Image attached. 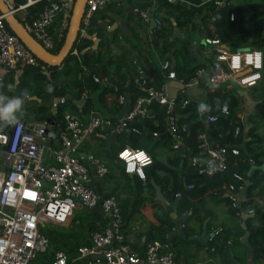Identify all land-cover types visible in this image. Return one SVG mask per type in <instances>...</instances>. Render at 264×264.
<instances>
[{
    "label": "built area",
    "instance_id": "obj_1",
    "mask_svg": "<svg viewBox=\"0 0 264 264\" xmlns=\"http://www.w3.org/2000/svg\"><path fill=\"white\" fill-rule=\"evenodd\" d=\"M38 0H25L24 3L13 7L11 0H3L10 12L25 10L28 4ZM38 12L23 23L28 32L44 47L52 52L57 48L58 37L67 25H56V18L69 16L74 0H41ZM113 0H85L79 30L86 32L93 14L106 7ZM117 0H115L116 2ZM174 3L178 0H165ZM212 6L220 7L224 0H207ZM114 2V3H115ZM119 3L117 2L116 5ZM131 12L137 15L140 24L145 25L149 18L147 8L132 6ZM25 12V11H24ZM16 14V13H15ZM4 14L0 12V67L5 69L23 68L25 66H39L38 59L22 44L18 37L6 26ZM229 19H233L232 12ZM155 27H151L142 40V47L146 50L144 56L149 61V50L163 46V37L157 29L161 26V19L152 17ZM84 34V33H83ZM202 45L214 47V60L217 65L197 67L186 78L175 77L173 63L169 58L158 60V66L165 73L164 81L159 86H153L143 78V70L138 67L137 75L131 81L138 87L139 94L129 101L122 91H116L115 102L123 107V112L116 118L102 115L97 109L89 107L84 117L78 111L68 107L61 110V125L55 126L53 119H21L14 125L6 126L0 131V264H32L30 261L48 249V238L40 231V227L48 223H63L75 209L94 207L100 210V219L94 221L89 230L88 242L76 247V255L71 261L79 264H173V253L169 243L165 240L151 238L144 243L141 252L133 249L127 241L126 234L121 229L122 218L119 212L117 198L113 194L98 195L92 188L94 177L102 178L108 171L105 162L91 150L79 153L83 142L99 128L109 131L128 127L134 118H149L155 127L151 135L158 136L160 127L166 131L169 148L174 156L182 159L198 174L214 175L226 168L229 156L236 157V161L244 162L249 167L256 166L257 160L252 154H243L239 148L229 141H219L223 133H217L212 139L205 130L196 134V150L190 152L183 145V136L188 129L186 122L178 120L176 108L186 104L190 99L185 89L200 87L202 97L212 91L218 84L225 89L235 87L238 90L255 86L261 78L263 54L257 48H245L228 51L219 45L216 37L203 36ZM216 47V49H215ZM77 55V50L69 51ZM259 65V66H257ZM83 71L87 72L84 65ZM207 75L202 77L204 73ZM111 67L107 76L113 75ZM91 78L97 83H108L107 77L92 73ZM176 80L181 83L174 95L169 93L167 81ZM87 91L81 92L79 98H86ZM56 100H53V98ZM49 100L48 107L56 109L63 105L66 98L56 95ZM178 97V99H177ZM25 98H29L25 95ZM152 102L160 106V119H155L153 111L148 109ZM219 113L227 114V106L221 104ZM197 116L205 123L215 119L212 113L198 112ZM240 125V124H239ZM232 126V136L239 135L241 126ZM129 128V127H128ZM115 159L120 163L126 174H131L139 180L145 179V169L151 164V155L143 148L123 144L115 152ZM236 181H242L243 174H234ZM243 184L235 185L226 181L222 187L227 204L234 218L242 214H252L253 209L241 206L242 198L239 190ZM182 189H192L193 181L181 180ZM217 188L208 191L216 193ZM182 191L177 189L175 197H180ZM61 217H63L61 219ZM222 226L211 227L207 231L206 241L209 251L215 250L220 241ZM226 243L230 240L225 239ZM49 264H70L67 254L62 249H55Z\"/></svg>",
    "mask_w": 264,
    "mask_h": 264
},
{
    "label": "trees",
    "instance_id": "obj_2",
    "mask_svg": "<svg viewBox=\"0 0 264 264\" xmlns=\"http://www.w3.org/2000/svg\"><path fill=\"white\" fill-rule=\"evenodd\" d=\"M11 1L13 7H17L25 2V0ZM163 4L168 7L164 15L161 17L163 23L161 22L162 24L157 31L163 37L162 43L165 46H174L171 59L175 77L186 79L197 67L203 66L211 68L217 65L218 63L214 60V55L216 53L214 49L210 50L208 54L204 56L198 54L200 51L199 48L202 45L201 42L188 44L183 41V44L175 46V44H178V39L169 37L173 26L172 21L179 30H182L191 22L193 12L187 7L177 4L171 5L165 0ZM41 5V0L28 4L24 10V17L19 18V20L22 23H25L27 19L38 12ZM231 12L233 14L232 20L229 19V14ZM65 19L67 22L68 15L65 16ZM64 32L65 27L62 29L61 34L58 37L57 48L52 52L58 50ZM198 32L199 38L203 36L216 37L219 41V45L228 51L245 48H257L262 51L264 47V0H224L222 6L210 7L201 16ZM118 38L127 41L130 50L135 53V55H131L132 53L126 49L121 50L118 54H110V43L116 44L119 40ZM93 44H95L97 49L93 50ZM71 48L77 50V55H73L69 52L59 66H50L38 60L39 65H42V67H39L38 65L11 69L0 67V95L5 96L6 98L19 96L24 100V104L22 105L23 115L21 119H26L28 118V115L31 114L33 118L37 120L46 118L56 121L60 119L63 107H68L69 109L78 111L82 114L91 106V101L86 99L82 107L78 109L71 99L78 98L80 93L86 90L87 93H92L97 100L101 101L104 94L113 89L112 85L115 86L117 91H120L121 85L127 77L131 80L137 75L138 67L143 70L142 76L146 82L151 83L153 86L157 87L164 81L165 73L160 70L155 58L151 57L149 61L146 59L144 56L146 50L140 46V42L133 31L126 34L120 31L119 28L107 30L103 25L98 23L96 16L94 15L90 20L85 35H78ZM82 65H84L87 71L86 73H84L85 71L81 68ZM121 66L124 70L121 69ZM109 67L113 69V75L110 77L107 76V69ZM92 73H100L106 76L108 83L94 82L91 78ZM258 85L259 87L255 90L264 89V55L262 74ZM47 86L52 89L51 92L46 90ZM25 95H28L29 98H25ZM56 95H62L65 98L66 96H69L70 99L66 98L65 103L63 105H58L52 112L42 105L34 106L36 100L31 98L32 96H35L41 100ZM3 102L7 103V99ZM238 103V94L235 89L227 90L224 85H217L212 91L205 93L204 98L200 101L190 99L186 104L179 105L176 108L178 120L189 124L188 129L183 136V145L187 146L190 152H195L197 143L196 134L199 131L205 130L212 139H216L217 133H223V137L219 141L220 143L225 140L238 147L240 133L237 136H232V126L240 124L239 118L236 115ZM201 104L206 106L203 110L205 113H212L215 115L213 121L205 123L197 116V109ZM221 104L227 106L228 111L225 115L219 113L218 107ZM17 115H21V113H17ZM127 126L129 127V132L127 136L123 134L126 140L121 138L122 134L118 135V144L112 147L114 149L113 151L107 153H110L109 156L111 158H115V152L125 143L146 150L152 158L151 164L149 165V171L152 175L153 182L159 184L161 188H163V194L167 198H173L174 192L177 189L176 187L168 188L166 183L172 181L171 183L173 186V184H178L179 180L175 173H172L171 170L166 168H164V170L169 173L171 172L172 178L169 177V175L165 176L158 173L159 169H163V167L154 157L152 148L160 141L157 138H152L151 131L155 127L152 125L151 120L149 118H134L128 122ZM5 128L6 126H0V131ZM254 156L258 159V154H255ZM235 160L236 157H232V155L229 156L226 161L225 170L214 175L198 174L195 170L186 165L183 160L181 162V168L184 169L182 175L186 181L194 182V187L197 188V190L191 191V193L194 194L202 192L207 188L216 187L222 189L226 181H232L235 185L243 184V180L236 181L233 175L243 174V176L246 177L249 166L238 160L234 163ZM260 165H263L262 169H254L248 175L251 183L246 187L245 196L241 197L242 208L253 209L252 214H248L244 219L245 229L243 230H246L248 233L247 242L251 247V258L254 263L261 258L264 259V208L252 199L253 190L256 187L257 182L260 180L264 181V160H257L256 166ZM119 167V173L126 176L127 174L123 172L122 167ZM135 179L140 181L136 177ZM146 179L147 177H145L144 180ZM146 184L151 188V183L146 182ZM140 193L141 192L138 191L134 197L130 211H128L127 206L122 207L119 205L121 218L127 217L131 211L133 212L136 210L135 207L140 206L143 203L144 198ZM185 207H188V204H185L184 208ZM229 211L230 214H232L230 209ZM94 217L95 218L91 220L92 223L89 225L90 229L93 228L94 221L100 219V215L96 212L94 213ZM153 218L159 223H164L168 227L171 226V221L167 213L164 211L154 212ZM150 228L153 231L154 236H156L155 238L164 240V238H162L163 230L154 225H150ZM40 231L47 236L48 245L50 242L53 243L55 238L54 231L50 228L44 230L41 227ZM223 232L224 228L222 233ZM223 238V241L225 242V239L227 238L225 236H223ZM77 245V241L74 243L71 242L70 246L65 249L68 257L74 253ZM169 246L172 248L170 244ZM49 247L50 246H48L45 253L36 255L32 261H38L41 264H49L53 251V249L50 250ZM47 252L48 254H46Z\"/></svg>",
    "mask_w": 264,
    "mask_h": 264
},
{
    "label": "crops",
    "instance_id": "obj_3",
    "mask_svg": "<svg viewBox=\"0 0 264 264\" xmlns=\"http://www.w3.org/2000/svg\"><path fill=\"white\" fill-rule=\"evenodd\" d=\"M114 2L115 0L111 1L106 7L99 9L93 15L96 16L98 23L103 25V27H105L107 30L119 28L120 31L126 34H128L130 31H133L140 42V46H142V40L148 30L151 27H155L152 17H158L161 19L168 7L163 4L164 0H117L115 3ZM117 2L119 3L118 5H116ZM169 4L181 5L183 7H187L193 12L191 22L182 30H179L172 21V28L175 27L178 33L181 34L180 38L176 37L175 39L183 40L188 44H194L196 42L200 43L201 38H199L198 32L200 18L210 7H214L212 6L211 2L207 0H178ZM132 6L147 8L150 18L145 25L140 24L137 17L134 18L131 16V14H134L130 10ZM15 13L18 19L23 18L25 15L23 10H18ZM64 22V17L55 19L56 25L62 26ZM183 30L188 31L189 34L197 33L198 38L192 39L191 37H185L182 32ZM80 32L81 30H79V33ZM80 35H85V32H82ZM169 37L171 38L170 35ZM118 39L119 40L116 44L110 43V48L115 46L116 49H118V53H120L121 50L126 49L132 53L131 55H135V53L130 50L129 43H127V41L121 38ZM93 45V50L97 49L95 44ZM173 47V45L165 46L163 44L160 49L157 47L156 51L153 53L149 50L150 59L151 57L155 58L157 64L158 60L163 57L169 58L172 61L171 58ZM213 48L214 47L210 45H201L198 54L202 56L207 55L208 52ZM121 69L124 70L122 66ZM207 70L208 69H206V73L202 75L203 78L206 77ZM167 84L168 89H171L176 93V90L179 88L176 80H169L167 81ZM218 85L223 84L221 83ZM112 87H114V85H112ZM257 87H259L258 83L249 89L238 90L234 86L228 89H235L239 99L236 115L239 118L241 126L239 135L240 142L238 143L240 152L243 154H258V158H264V138L260 137L257 130L254 128V123L252 122L253 120L250 118L251 113L256 110L260 102L259 96L257 93H255V89ZM120 91L123 92L127 99V102H125L124 105L125 107L128 106L129 101H131L135 95L140 93L138 87L130 80L129 77H127L121 85ZM87 94V96L90 98L86 97L85 100H90L91 107L97 109L102 115L110 118H116L122 114L124 106H120L115 102V90L112 89L106 92L101 101L97 100L92 93L88 92ZM184 95H186V97L188 96L189 99H195L198 101L204 98L202 97L199 87L193 90V94L185 93ZM53 97L54 96H49L41 100H36L34 106L42 105L51 111V108L48 107V103ZM79 97L80 95L76 99H79ZM81 107L77 108L80 109ZM148 109L154 112L155 119L159 121L161 114L160 106L157 103L152 102L148 105ZM84 113L81 114L82 117H84ZM28 117L33 116L30 114ZM60 125L61 120H56L55 126ZM109 132L110 131L105 128L96 129V131H94V133L83 142L79 153H83L84 151L90 149L107 165L108 171L102 178L94 177L92 179V188L98 195L102 196L113 194L117 198L118 205L122 207L127 206L128 211H130L134 197L138 191L141 192L140 194L144 198L143 203L140 206L135 207L136 210L133 212L131 211L127 217H123L121 224L122 231L127 236L128 244L133 249L141 252L143 250L145 241L156 237L154 236L150 225L158 226L161 230H163L162 238H164V240L166 238L167 231H175L177 228H181L184 232V235L174 234L173 236H170V240L168 242L173 248H171L173 250V264H246V246L241 241V237L245 231L243 230L245 229L243 217L237 219L230 214V208L227 204L222 189L217 188L216 193H211L208 191L209 188H207L202 192L195 194L191 193V191L197 190L196 187H193L192 189H182L181 180L183 179L182 174L184 169L181 168V162L183 160L178 159L171 152L169 148L168 135L162 127H160L158 136H152V138H157L160 141L153 146L152 152L154 157H159L156 159L163 167V169H159L158 173L165 176L169 175L171 178L172 173H175L177 179L179 180L178 184H173V186L171 183L172 181L166 183L168 188L176 187V189L182 191V194L180 197H178V202L175 205L174 210H172L170 204L173 202L175 196L173 198H167L163 194V188H161L159 184L153 182L149 167L145 169V177H147L146 180L137 181L131 174L124 176L119 173V166H121L120 163L115 158H111L109 156L110 153L108 154L107 152L113 151L114 149L112 147L118 144V135L122 134L121 138L126 140L124 136L125 134H117V144H113L109 149H106L105 137ZM161 159H163L165 163H163ZM164 168L171 170L172 173L165 171ZM249 174L250 172L247 170V176L243 178V182L246 180L249 181L247 185L251 183L248 177ZM146 182L151 183V188L147 186ZM153 183L159 186L160 191L167 203H164V201L159 199H154ZM252 199L254 202L262 205V208H264L263 180L257 182L256 187L253 190ZM185 204H188V207L184 208ZM160 211L167 213L171 221L170 227L166 226L164 223H159L155 218H153L154 212ZM172 211L175 214L174 217L170 215ZM95 212L100 215L98 206L92 209H75L71 215L67 217L65 223H53V225L50 226V229L54 231L55 238L53 243L50 242L49 244L50 250L62 249L65 251V249L70 246L71 242L74 243L75 241H77L78 245L86 244L88 242V233L90 230L89 225L92 223L91 220L95 218ZM179 217H183L182 224L180 226L176 225L174 222V219ZM184 225L186 226V229ZM214 226H222L224 228V232L220 235V241L216 243V249L214 251H209L207 249L208 243L206 238H201V235L204 231L207 233V231ZM223 236L228 238L230 242H224ZM197 237H200V239H197ZM46 254H48V252ZM75 255L76 250L70 255V257L67 255L70 264H79L77 261H71ZM36 262L37 264H41L38 261ZM250 262L251 264H264V259L262 258L256 263L252 261L251 247Z\"/></svg>",
    "mask_w": 264,
    "mask_h": 264
},
{
    "label": "water",
    "instance_id": "obj_4",
    "mask_svg": "<svg viewBox=\"0 0 264 264\" xmlns=\"http://www.w3.org/2000/svg\"><path fill=\"white\" fill-rule=\"evenodd\" d=\"M84 4H85V0H74L73 1L69 16H68L64 36H63L62 42H61V44H60V46L56 52H50V51L46 50L44 47H42V45L28 32L25 25L18 19L17 15L13 12H10L9 8L3 2V0H0V12L4 14L3 19H4V22L7 26V28L13 34H15L18 37V39L22 42V44L36 57V59H38L39 61H41L47 65H50V66H59L62 63V61L64 60V58L68 55L76 37H77L82 12L84 10ZM170 36H171V38L172 37L173 38H176V37L180 38L181 34L178 33V31L175 27H173L171 30ZM117 53H118V49H116L115 46L110 48V54H117ZM262 54L264 55V47L262 49ZM177 85L180 86L181 83H178ZM195 88H197V87L187 88V89H185V93L193 94V90ZM199 90L201 92L200 87H199ZM174 92L175 91L169 89V93L171 95H174ZM31 98L34 100H39L35 96H32ZM66 98L70 99L69 96H66ZM53 100H56V98L54 97ZM71 101L75 104L76 107H81L82 104L85 102V98L71 99ZM54 110L55 109L52 107L51 111H54ZM188 126H189V124H188ZM128 132H129L128 127H121L117 131L111 130L108 133V135L105 137V148L109 149L111 147V145L117 144V134L124 133L125 135H127ZM155 158H159V157L155 156ZM161 161L163 163H165V161H163V159H161ZM257 168L262 169L263 165L250 166L248 169V172H251L252 170L257 169ZM248 182H249L248 180L243 182V185L239 190L240 197L245 196L246 186H247ZM153 187H154V199H159L161 201H164V203H167L166 199L164 198V196L162 195V193L160 191L159 186L153 183ZM177 202H178V197H174L173 202L170 204V207L172 208V210L175 209V205L177 204ZM170 215L172 217L175 216L173 211H172V213H170ZM241 217H243V219H245L247 217V214H242ZM182 220H183V217H179V218H175L174 222L176 225L180 226L182 224ZM174 234L184 235V232L181 228H177L175 231H167L165 240L167 242H169L170 236H173ZM206 235L207 234L204 231L201 235V238L202 237L206 238ZM247 235H248V233L245 230L243 233V236L241 237V241L246 246V253H245L246 264H251V262H250V245L247 242ZM197 239H200V237H197Z\"/></svg>",
    "mask_w": 264,
    "mask_h": 264
},
{
    "label": "clouds",
    "instance_id": "obj_5",
    "mask_svg": "<svg viewBox=\"0 0 264 264\" xmlns=\"http://www.w3.org/2000/svg\"><path fill=\"white\" fill-rule=\"evenodd\" d=\"M46 90L49 92L52 91L48 86ZM5 99H7V103L3 102ZM23 104L24 100L19 96L6 98L5 96L0 95V126H9L18 123L23 115ZM205 107V105L201 104L198 106L197 111L201 112ZM17 113H21V115H17Z\"/></svg>",
    "mask_w": 264,
    "mask_h": 264
},
{
    "label": "rangeland",
    "instance_id": "obj_6",
    "mask_svg": "<svg viewBox=\"0 0 264 264\" xmlns=\"http://www.w3.org/2000/svg\"><path fill=\"white\" fill-rule=\"evenodd\" d=\"M132 17L136 18L137 15L136 14H131ZM185 37H191L192 39L194 38H198V34L197 33H190L186 30L182 31ZM178 44H175V46L181 45L183 44V40H177ZM257 95L259 96L260 102L258 107L256 108V110L251 113L250 118L251 120H253L252 122L254 123V128L257 130L258 134L260 135L261 138H264V89L263 90H259L257 89L256 92ZM262 107H261V105ZM90 150V149H89ZM55 224V223H54ZM53 225V223H48L44 226H41L42 229L47 230V228H50V226ZM40 253H38L39 255ZM33 264H37L36 261H30Z\"/></svg>",
    "mask_w": 264,
    "mask_h": 264
},
{
    "label": "snow or ice",
    "instance_id": "obj_7",
    "mask_svg": "<svg viewBox=\"0 0 264 264\" xmlns=\"http://www.w3.org/2000/svg\"><path fill=\"white\" fill-rule=\"evenodd\" d=\"M63 217H61V219H62Z\"/></svg>",
    "mask_w": 264,
    "mask_h": 264
}]
</instances>
